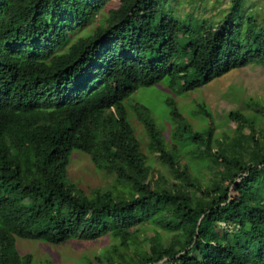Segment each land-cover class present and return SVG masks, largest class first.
Masks as SVG:
<instances>
[{
	"label": "trees",
	"instance_id": "obj_1",
	"mask_svg": "<svg viewBox=\"0 0 264 264\" xmlns=\"http://www.w3.org/2000/svg\"><path fill=\"white\" fill-rule=\"evenodd\" d=\"M171 1L0 0V264H34L17 240L102 239L113 242L81 264H264L260 101L230 112L236 127L220 139L176 98L165 100L169 132L124 103L165 78L182 96L264 66V24L247 0L201 19ZM75 153L112 174V187L79 189L67 172Z\"/></svg>",
	"mask_w": 264,
	"mask_h": 264
},
{
	"label": "rangeland",
	"instance_id": "obj_2",
	"mask_svg": "<svg viewBox=\"0 0 264 264\" xmlns=\"http://www.w3.org/2000/svg\"><path fill=\"white\" fill-rule=\"evenodd\" d=\"M215 1L218 2L215 4ZM230 0H173L171 4L181 14L194 12L198 19L208 17V14L214 13L220 9L223 12L228 11ZM245 9L255 16L260 24H264V0H247ZM106 9L100 16V20L108 15ZM98 21L90 27L78 31L77 35H83L86 32L93 31ZM168 78L163 79L152 87H142L135 91L125 100V105L130 114L132 104H139L150 110L151 116L157 121L159 128H163L168 123V109L165 100L176 98V103L181 109L182 114L190 116L193 123L199 128H204L208 134L211 127L214 128V137L221 138L223 134L231 135L236 127V121L228 120L227 116L233 111H242L244 114L252 113L251 109L246 108L249 99L260 101L264 106V66L251 64L239 70H233L220 78H216L207 85L191 91L188 94L177 96L175 91L169 89ZM204 105L211 113L212 119H201L200 112L195 110ZM132 122L135 118L132 115ZM136 126V125H135ZM136 133L142 135V130L137 125ZM169 132L170 128H164ZM69 179L83 190L90 193L94 188L108 189L114 183V176L109 172L95 169L87 156L79 153L74 154L70 160L68 169ZM156 178L155 174H153ZM202 182L208 179L204 168L199 170V176ZM236 192L231 191L229 198L234 199ZM113 240L104 239L84 242L73 240L59 246H51L40 241L17 240V248L22 254H31L34 264L51 261L53 264H81L83 257L100 255L107 244Z\"/></svg>",
	"mask_w": 264,
	"mask_h": 264
}]
</instances>
